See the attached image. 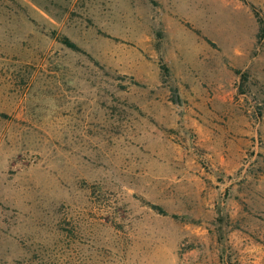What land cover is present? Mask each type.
I'll list each match as a JSON object with an SVG mask.
<instances>
[{"label":"rangeland","instance_id":"1","mask_svg":"<svg viewBox=\"0 0 264 264\" xmlns=\"http://www.w3.org/2000/svg\"><path fill=\"white\" fill-rule=\"evenodd\" d=\"M260 20L0 0V264H264Z\"/></svg>","mask_w":264,"mask_h":264},{"label":"trees","instance_id":"2","mask_svg":"<svg viewBox=\"0 0 264 264\" xmlns=\"http://www.w3.org/2000/svg\"><path fill=\"white\" fill-rule=\"evenodd\" d=\"M260 23V31L262 32V34L260 35V37H262L264 35V26H263V22H261V20L259 21ZM62 44H64L66 47L71 48V49H77L76 46L71 43L68 39L64 38L62 40Z\"/></svg>","mask_w":264,"mask_h":264}]
</instances>
